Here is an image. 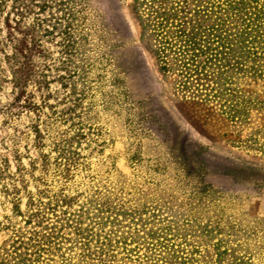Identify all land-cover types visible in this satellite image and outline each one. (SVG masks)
<instances>
[{
	"label": "rangeland",
	"instance_id": "1",
	"mask_svg": "<svg viewBox=\"0 0 264 264\" xmlns=\"http://www.w3.org/2000/svg\"><path fill=\"white\" fill-rule=\"evenodd\" d=\"M161 1L170 10L184 0H0L5 49L7 19L32 29L49 86L37 93L47 101L42 149L33 136L15 142L0 111V159L10 175L23 169L24 181L16 211L0 180V264H21L25 253L27 264L85 263L82 238L69 227L61 252L54 243L31 247L36 232L65 224L66 197L77 199L71 212L83 228L107 232L113 225L97 224L115 219L139 231L140 252L130 241L137 251L120 246L108 264H264V75L225 86L208 74L184 84L164 64ZM10 77L0 53V109L14 90ZM21 120L22 129L30 119ZM101 202L126 217L90 215ZM38 209L47 219L28 225Z\"/></svg>",
	"mask_w": 264,
	"mask_h": 264
},
{
	"label": "trees",
	"instance_id": "2",
	"mask_svg": "<svg viewBox=\"0 0 264 264\" xmlns=\"http://www.w3.org/2000/svg\"><path fill=\"white\" fill-rule=\"evenodd\" d=\"M197 1H179L173 4L170 10L168 9L170 5L161 1L160 23L156 26L161 33L164 64L171 63V68L176 66V70L180 71L185 78L184 84H190L193 78L208 74L215 76L216 85H221L224 80L225 86L231 85L233 79L239 75H264V1L211 0L205 6L197 5ZM19 10L22 14L24 8L21 10L19 7ZM16 25L17 27H13L10 19H7V27L6 25L5 27L7 28L6 41L10 45L9 50L5 49L7 45L1 39L3 31H0V53H3L9 65L10 79L14 84L9 103H4L0 111L4 117L3 124L15 130V142L27 143L33 136V145L36 149H42L45 137L41 130L40 120L44 109L47 108V101L42 95L38 99L37 93L49 86L42 79L37 65V56L45 58L44 50L32 29L29 27L22 29L20 24L16 23ZM17 36L18 40L15 42ZM167 71L172 70L167 69ZM31 87L35 89L37 87V91L33 92ZM226 91L231 93L232 87H226ZM24 117H28L30 121L26 126L23 124L24 128L21 129L22 125L18 122ZM42 159L45 167H48V155H42ZM8 167V162L0 159V180L4 192L8 196L15 197L12 203L17 211L19 208L15 200L20 191L18 185L24 182L23 169L19 168L21 173L15 176L9 174ZM39 180L42 182L41 179ZM76 202L78 201L75 197H66L62 201L63 207H66V211L62 212L67 217L64 219L65 224L63 223L61 227L45 226V233L36 232L35 239H30L34 242L31 247L35 248L36 243H38V248L46 243H54L57 250L61 252V245L65 243L62 241V232L65 227H69L78 237L82 238L79 256L83 262L85 261L83 264L111 263L121 254L119 253L120 246L124 249V253L137 250L140 252L143 246L139 239V231L132 233L130 223V225L123 226L124 224L118 220L114 221L115 219L104 223L102 221L97 226L113 225L112 229L107 232L102 230V233H96L91 227L92 224L83 228L84 224H78L75 215L71 212ZM33 206L34 199L31 197L28 207L31 209ZM117 210L113 204L101 202L97 205V212H92L90 215L93 214L95 218H99L107 214L105 218L107 220L120 215L126 217L125 213L119 214ZM29 219L26 223L31 225L35 219L46 220L47 218L45 212L38 209L30 213ZM116 225H121V229L126 230V233L118 236L117 233L121 231L114 227ZM22 237L28 238L25 235ZM129 242L135 243L137 250L129 248L131 246ZM24 255L20 263H31L32 255L28 253ZM34 255L38 259L41 257L38 251Z\"/></svg>",
	"mask_w": 264,
	"mask_h": 264
}]
</instances>
